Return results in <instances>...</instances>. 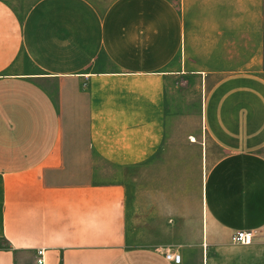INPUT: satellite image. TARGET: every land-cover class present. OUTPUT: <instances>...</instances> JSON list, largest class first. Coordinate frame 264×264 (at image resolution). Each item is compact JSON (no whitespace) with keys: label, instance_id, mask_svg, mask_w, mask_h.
<instances>
[{"label":"crops","instance_id":"0c3cea01","mask_svg":"<svg viewBox=\"0 0 264 264\" xmlns=\"http://www.w3.org/2000/svg\"><path fill=\"white\" fill-rule=\"evenodd\" d=\"M263 6L0 0V264H264Z\"/></svg>","mask_w":264,"mask_h":264},{"label":"built area","instance_id":"2783aa9c","mask_svg":"<svg viewBox=\"0 0 264 264\" xmlns=\"http://www.w3.org/2000/svg\"><path fill=\"white\" fill-rule=\"evenodd\" d=\"M254 237H255V234L253 232H248L246 230H240V231H237L233 235L232 240L235 243L249 244L252 242ZM38 253L40 255L39 264H44V258H43L44 251H43V249L39 250ZM173 259L175 260V262L178 263L180 261V255H174Z\"/></svg>","mask_w":264,"mask_h":264},{"label":"rangeland","instance_id":"374dc122","mask_svg":"<svg viewBox=\"0 0 264 264\" xmlns=\"http://www.w3.org/2000/svg\"><path fill=\"white\" fill-rule=\"evenodd\" d=\"M33 0H12L13 6L19 12L25 11ZM263 15H264V6H263Z\"/></svg>","mask_w":264,"mask_h":264}]
</instances>
